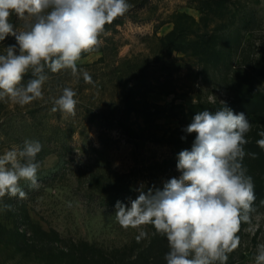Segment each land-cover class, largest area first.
<instances>
[{
	"label": "rangeland",
	"instance_id": "374dc122",
	"mask_svg": "<svg viewBox=\"0 0 264 264\" xmlns=\"http://www.w3.org/2000/svg\"><path fill=\"white\" fill-rule=\"evenodd\" d=\"M128 3L100 47L77 62L79 76L46 68L43 99L23 107L0 100V155L25 140L42 145L39 187L22 180L26 199L0 198V264H167V238L152 225L122 227L117 202L130 207L141 188L162 189L181 175L178 154L191 150L195 133L185 129L198 112L221 102L234 112L239 93L264 94V0ZM11 22L23 24L15 15ZM12 45L19 54L13 36L0 54ZM65 87L77 93L75 116L51 110ZM246 117L247 141L264 139V115ZM242 165L261 191L226 264H255L264 244V166L247 154Z\"/></svg>",
	"mask_w": 264,
	"mask_h": 264
},
{
	"label": "clouds",
	"instance_id": "9594fccd",
	"mask_svg": "<svg viewBox=\"0 0 264 264\" xmlns=\"http://www.w3.org/2000/svg\"><path fill=\"white\" fill-rule=\"evenodd\" d=\"M130 8L128 0H0V42L13 36L19 48V54L16 45L0 54V100L23 107L43 99L46 68L53 73L70 69L79 76L82 55L97 50L105 26ZM13 15L23 22L20 28L11 22ZM29 73L32 78L25 84ZM82 76L85 83L93 82L87 71ZM76 95L65 87L51 110L75 116ZM221 103L215 112H198L185 129L195 133V140L191 150L178 154V178L167 180L162 189L141 188L130 207L116 204L122 227L152 225L155 234L167 238V264H226L240 243L242 223L251 224L255 186L242 165L246 154L256 158L244 148L251 124L244 113L235 114ZM256 143L264 149V139ZM41 149L38 141L25 140L22 149L0 155V198L26 199L22 180L39 187L35 158ZM146 236L141 231L136 239ZM255 264H264V244L257 246Z\"/></svg>",
	"mask_w": 264,
	"mask_h": 264
},
{
	"label": "trees",
	"instance_id": "16d2710c",
	"mask_svg": "<svg viewBox=\"0 0 264 264\" xmlns=\"http://www.w3.org/2000/svg\"><path fill=\"white\" fill-rule=\"evenodd\" d=\"M257 75L264 78V69H261ZM229 105L235 106V114L244 113L246 116L255 113L261 116L264 115V94L258 91L253 93H239L236 97V100L230 102ZM256 142L257 141L251 140L248 141L246 145L248 149L252 151V153H256L255 159L259 160L264 166V149H261ZM254 190L256 196V193L261 191V188L256 185Z\"/></svg>",
	"mask_w": 264,
	"mask_h": 264
}]
</instances>
